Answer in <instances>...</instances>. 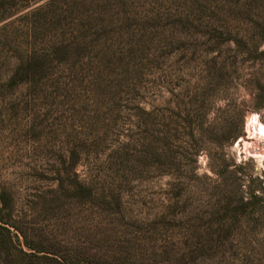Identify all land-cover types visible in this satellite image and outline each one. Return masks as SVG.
<instances>
[{
    "label": "rangeland",
    "instance_id": "rangeland-1",
    "mask_svg": "<svg viewBox=\"0 0 264 264\" xmlns=\"http://www.w3.org/2000/svg\"><path fill=\"white\" fill-rule=\"evenodd\" d=\"M263 106L264 0H0V264H264Z\"/></svg>",
    "mask_w": 264,
    "mask_h": 264
},
{
    "label": "bare ground",
    "instance_id": "bare-ground-1",
    "mask_svg": "<svg viewBox=\"0 0 264 264\" xmlns=\"http://www.w3.org/2000/svg\"><path fill=\"white\" fill-rule=\"evenodd\" d=\"M247 128H248V133L251 135V138L252 137L256 138L257 141H264V125H262L258 120H255L251 124L249 123L247 125ZM246 144H247V146H246L247 152H249L250 149H251V152H253V150L251 148L253 146V144H252V146H251L250 142L246 143ZM256 152L259 154L260 158H264V150L261 149V152H259V151H256Z\"/></svg>",
    "mask_w": 264,
    "mask_h": 264
},
{
    "label": "trees",
    "instance_id": "trees-1",
    "mask_svg": "<svg viewBox=\"0 0 264 264\" xmlns=\"http://www.w3.org/2000/svg\"><path fill=\"white\" fill-rule=\"evenodd\" d=\"M256 100H258V101L260 100V102H261V101H262V97H260L259 95H256ZM261 107H262V106H261ZM263 107H264V106H263ZM258 109H260V108L258 107ZM254 197H258V196H254ZM1 223H2V221L0 220V229H1V228H2V229H5L6 227L4 228V226H2Z\"/></svg>",
    "mask_w": 264,
    "mask_h": 264
}]
</instances>
